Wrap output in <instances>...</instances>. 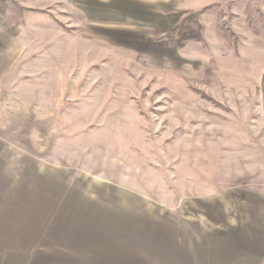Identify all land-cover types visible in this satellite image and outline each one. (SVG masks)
I'll list each match as a JSON object with an SVG mask.
<instances>
[{
  "label": "rangeland",
  "instance_id": "1",
  "mask_svg": "<svg viewBox=\"0 0 264 264\" xmlns=\"http://www.w3.org/2000/svg\"><path fill=\"white\" fill-rule=\"evenodd\" d=\"M169 2L107 12L113 20L103 29V3L84 28L77 1L0 0L1 90L32 85L66 49L55 159L65 156L83 181L91 174L140 191L147 211L192 220L191 246L166 255L170 246L156 245L146 264H264L260 253L239 251L230 226L237 208L264 193V0H221L192 13ZM9 69L18 70L10 82ZM218 197L227 222L214 214L205 227L201 205L216 209ZM203 227L214 234L207 241Z\"/></svg>",
  "mask_w": 264,
  "mask_h": 264
},
{
  "label": "crops",
  "instance_id": "2",
  "mask_svg": "<svg viewBox=\"0 0 264 264\" xmlns=\"http://www.w3.org/2000/svg\"><path fill=\"white\" fill-rule=\"evenodd\" d=\"M74 1H77V14L85 20L81 24L84 28L92 27L96 17L91 14L96 15L97 3H103L100 10L104 16L101 17L103 29H109L113 20L107 12H111L112 18V12L119 16L130 9L140 11L138 7L143 2ZM147 1L161 4L164 0ZM220 1L182 0L181 8L176 7L175 11L192 13ZM63 50L61 59L60 55L55 58L48 53L52 56L47 60H54L56 65L32 75L41 77L36 82L33 80L32 85H17L16 80V85H11L13 91L6 95L0 87V264H146L156 245L170 246L164 251L166 255L177 252L179 243L191 246L194 226L190 215L178 223L181 221L178 215L147 211L146 198L140 191L115 187L112 182L91 174L83 181L82 171L67 165L65 156L63 160L55 159L53 150L58 149L55 143L64 135L58 126L65 124L66 75L63 74L67 70L59 68L66 56V49ZM69 71L71 76L77 75L75 70ZM8 73L9 82L14 75L18 76L17 69H9L5 76ZM23 125L33 127L21 132L25 130ZM23 140L30 142V147L22 148L19 143ZM222 199L218 197L215 201L216 209L208 202L201 205L207 221L203 226L209 227L214 214L217 218L213 220L227 222L225 216H218L223 215L219 211H226ZM249 203L236 209L230 226L236 230L233 234L238 237L239 251L257 252L263 259L264 193L255 192ZM237 204L241 205L238 201ZM164 215L165 220L167 215L171 217L173 235L165 229L168 224L163 220ZM197 233L202 239L214 235L204 227Z\"/></svg>",
  "mask_w": 264,
  "mask_h": 264
}]
</instances>
